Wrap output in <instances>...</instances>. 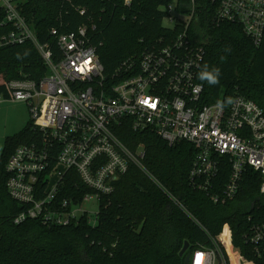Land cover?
Here are the masks:
<instances>
[{"label":"built area","instance_id":"1","mask_svg":"<svg viewBox=\"0 0 264 264\" xmlns=\"http://www.w3.org/2000/svg\"><path fill=\"white\" fill-rule=\"evenodd\" d=\"M22 2L0 0L4 23L13 25L0 36V48L31 41L48 72L40 80L12 79L9 92L0 91V104L22 101L31 114L26 140L6 163L7 190L21 206L15 223L38 220L48 226H68L87 217L95 224L98 212L91 217L84 201L100 202L103 195L112 194L115 181L131 165L167 192L145 167L143 146L134 151L118 136L116 127L124 120L135 130L154 131L169 144L190 142L196 149L191 183L209 192L215 203L235 199L248 167L260 172L264 194V110L242 94L228 103L203 100L205 87L199 73L206 56L204 39L192 37L189 31L201 14L214 27L240 26L259 47L264 39V0H188L186 12L178 10V1L169 3L164 7L165 26L172 30L180 26L178 34L161 37L111 75L106 74L86 26L71 32L52 28L56 53L38 40L21 14ZM224 167L228 178L217 190ZM71 170L90 189L82 197L77 196L79 189L68 186ZM227 231L235 260L223 241ZM244 239L255 259L235 247L232 229L225 224L214 247L190 252L189 264H264V222L253 221Z\"/></svg>","mask_w":264,"mask_h":264},{"label":"trees","instance_id":"2","mask_svg":"<svg viewBox=\"0 0 264 264\" xmlns=\"http://www.w3.org/2000/svg\"><path fill=\"white\" fill-rule=\"evenodd\" d=\"M174 1L179 3L178 10L187 11L188 0H23L20 10L38 40L56 53L52 28L71 32L86 26L106 74L111 75L161 37L178 34L180 26L172 30L164 24V7ZM199 16L189 31L192 37L204 39L206 56L200 73L205 65L209 71L219 69L216 85L199 78L205 87L203 100L228 103L242 94L264 110V39L257 47L240 26L214 27ZM5 18L0 8V36L13 29L4 23ZM47 72L31 41L0 48V91L5 94L10 80H40ZM29 124L6 139L0 158V264H185V256H180L185 242L190 244L188 252L214 247L225 224L232 229L235 247L246 258L255 259L244 235L253 221L264 222L260 172L248 167L235 199L215 203L209 192L191 183L196 149L190 142L169 144L150 129L135 130L128 120L116 127L118 136L134 151L143 146L145 167L167 192L140 167L131 165L115 181V191L101 197L95 224L87 217L68 226H48L38 220L15 223L21 206L7 190L6 163L26 140ZM228 172L222 169L217 190ZM68 179V186L79 189L78 197L90 191L75 171L69 172ZM223 241L235 260L228 231Z\"/></svg>","mask_w":264,"mask_h":264},{"label":"rangeland","instance_id":"3","mask_svg":"<svg viewBox=\"0 0 264 264\" xmlns=\"http://www.w3.org/2000/svg\"><path fill=\"white\" fill-rule=\"evenodd\" d=\"M165 25H168L164 21ZM31 114L28 104L22 101H6L0 104V158L6 145V139L19 133L30 121ZM83 208L95 216L99 209L97 199L87 200Z\"/></svg>","mask_w":264,"mask_h":264},{"label":"clouds","instance_id":"4","mask_svg":"<svg viewBox=\"0 0 264 264\" xmlns=\"http://www.w3.org/2000/svg\"><path fill=\"white\" fill-rule=\"evenodd\" d=\"M219 69L208 70V66H204V70L201 71L199 78L203 81H207L210 85H216L219 83Z\"/></svg>","mask_w":264,"mask_h":264},{"label":"water","instance_id":"5","mask_svg":"<svg viewBox=\"0 0 264 264\" xmlns=\"http://www.w3.org/2000/svg\"><path fill=\"white\" fill-rule=\"evenodd\" d=\"M189 247H190V244H189L188 241H186L184 246H183V248L180 251V256L181 257L185 256V260H184L185 264H189V260H190V255L191 254H190V252H188Z\"/></svg>","mask_w":264,"mask_h":264},{"label":"snow or ice","instance_id":"6","mask_svg":"<svg viewBox=\"0 0 264 264\" xmlns=\"http://www.w3.org/2000/svg\"><path fill=\"white\" fill-rule=\"evenodd\" d=\"M154 106V105H153Z\"/></svg>","mask_w":264,"mask_h":264}]
</instances>
